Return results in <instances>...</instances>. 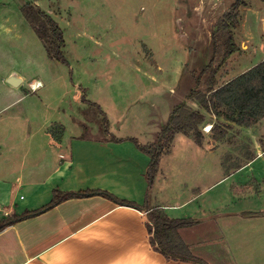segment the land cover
I'll return each mask as SVG.
<instances>
[{"label": "crops", "instance_id": "obj_1", "mask_svg": "<svg viewBox=\"0 0 264 264\" xmlns=\"http://www.w3.org/2000/svg\"><path fill=\"white\" fill-rule=\"evenodd\" d=\"M129 66L148 79L143 81L148 92L139 93L133 110L119 115L117 131L101 101L91 97L98 81L84 89L74 83L75 106L71 101L51 107L42 80H31L25 88V76L16 68L2 69L0 203L14 220L0 231V264H264L263 172L245 181L232 170L218 177L210 160L225 144L204 133L200 147L177 134L151 181V158L131 139L155 142L179 104L202 109L187 99L195 78L179 88V68L169 86L148 68ZM13 75L20 79L17 85L9 82ZM35 82L42 86L33 91ZM38 91L42 94L35 95ZM88 105L100 112L93 126L83 125L75 114ZM206 115L203 126L213 128L217 117ZM57 124L64 130L60 140L51 132ZM258 124L261 129L264 120ZM222 185L226 192H220ZM55 191L75 196L51 206ZM156 208L171 218L194 220L179 232L203 263L169 260L153 248L146 212Z\"/></svg>", "mask_w": 264, "mask_h": 264}, {"label": "rangeland", "instance_id": "obj_2", "mask_svg": "<svg viewBox=\"0 0 264 264\" xmlns=\"http://www.w3.org/2000/svg\"><path fill=\"white\" fill-rule=\"evenodd\" d=\"M28 2L39 5L58 22L65 40L63 54L67 64L49 57L42 40L23 15L22 7ZM233 2L0 0V73L5 68H16L25 76V88L31 80H42L47 85L45 91L46 96L51 98L48 100L51 107L58 103L67 107L71 101L75 106L74 83H82L84 89L90 87L91 82L98 81L93 86L91 97L101 101L103 111L110 115L112 130L117 131L122 128L119 115L133 110L131 104L139 93L148 92L143 85V81L148 79L129 65L148 68L162 80L171 82L169 86L173 85L179 68L180 74L181 71L183 74L179 88H186L190 77L195 78L196 88V78L211 63L216 24ZM235 41L239 49L221 69L218 86L264 60V3L261 0H250L246 7L241 8ZM41 91L35 95L42 94ZM166 91L170 94L169 88ZM98 110V107L88 105L75 109V114L84 122L83 125L93 126L92 122H96L100 114ZM60 113L57 118H60ZM69 114L66 110L65 115ZM102 115L105 118L106 115ZM215 121L214 126H235L224 119L217 118ZM258 123L227 132L225 141L221 142L225 144L224 150L210 160L214 175L219 177L226 171L230 172L234 168L231 164L240 157L244 159L249 153H253V159L244 164L242 171L237 173L233 169L232 172L243 181L261 172L264 174L259 165L263 162L261 156L264 157L261 151L264 147V124L260 129ZM204 127L212 129V126L204 125L202 130L213 138V131L205 132ZM248 165H252L254 170ZM219 189L226 192L224 185Z\"/></svg>", "mask_w": 264, "mask_h": 264}, {"label": "trees", "instance_id": "obj_3", "mask_svg": "<svg viewBox=\"0 0 264 264\" xmlns=\"http://www.w3.org/2000/svg\"><path fill=\"white\" fill-rule=\"evenodd\" d=\"M249 1L234 0L228 12L216 24L212 37L214 50L211 63L201 71L196 78V88H193L187 96L188 100L197 103L206 113L235 125L232 127L233 125L223 124V128L220 124L213 126V139L216 142L225 141L230 129L240 130L241 127H251L264 118V60L218 86V75L221 69L239 49L235 41V30L240 26L241 8L246 7ZM261 1L264 3V0ZM22 12L42 40L49 57L67 64L63 54L65 47L63 32L52 15L33 2L26 3L22 7ZM202 110L194 108L189 103L179 104L173 109L155 142L143 145L137 139H131L151 158V181L157 172L161 157L171 149L177 134L191 137L196 145L204 146L205 135L202 127L207 120V115ZM107 128V120L104 119V131L107 132ZM63 131V126L60 124L51 128L57 140L61 139L59 134ZM252 157L253 153H249L244 159L240 157L231 165L234 170H238L247 161L252 160ZM73 196H75L74 193L55 191L50 205L54 206ZM120 202L135 206L129 201ZM146 213L151 244L156 251L161 252L169 260H194L203 263L193 255L190 246L182 239L179 232L181 228L191 226L194 223L193 219L171 218L159 208ZM13 220V217L0 219V231Z\"/></svg>", "mask_w": 264, "mask_h": 264}, {"label": "built area", "instance_id": "obj_4", "mask_svg": "<svg viewBox=\"0 0 264 264\" xmlns=\"http://www.w3.org/2000/svg\"><path fill=\"white\" fill-rule=\"evenodd\" d=\"M42 86L41 82H35L31 84V89L33 91H36L37 89H39ZM205 132H210L211 129H208V127H204ZM23 198V197H21ZM0 214H3V216L5 217H9L10 216V210L6 209V207H3L2 204L0 203Z\"/></svg>", "mask_w": 264, "mask_h": 264}, {"label": "water", "instance_id": "obj_5", "mask_svg": "<svg viewBox=\"0 0 264 264\" xmlns=\"http://www.w3.org/2000/svg\"><path fill=\"white\" fill-rule=\"evenodd\" d=\"M20 79L17 78L16 75H13L10 79L9 82L12 83L13 85H17L19 83Z\"/></svg>", "mask_w": 264, "mask_h": 264}]
</instances>
